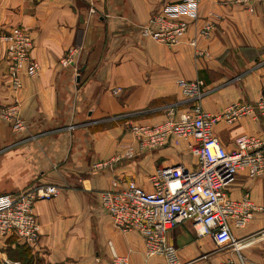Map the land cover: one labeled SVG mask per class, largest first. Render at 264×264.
<instances>
[{"label": "crops", "instance_id": "obj_1", "mask_svg": "<svg viewBox=\"0 0 264 264\" xmlns=\"http://www.w3.org/2000/svg\"><path fill=\"white\" fill-rule=\"evenodd\" d=\"M164 0H0V195L56 185L58 193L36 203L40 238L29 246L44 264H109L113 252L129 264H167L147 257L136 230L117 227L100 203V192L118 178L149 187L159 165L192 166L190 144L175 139L150 150L137 149L131 123L155 124L171 110L185 112L181 79L204 82L200 103L221 113L238 101L254 102L264 92V2L254 8L234 0H201L197 20L175 46L144 36L141 25ZM212 33L196 35L205 22ZM14 25L27 28L36 76H23L21 88L9 78L7 41ZM197 37V45L190 40ZM78 49L63 63L69 48ZM15 117L24 128H13ZM215 134L227 149L241 134L264 140V123L249 115L234 123L219 121ZM189 145V147H188ZM130 147L136 148L128 155ZM233 199L248 194L258 208L250 222L233 227L244 264L264 263V171L239 170L225 183ZM181 262L205 256L234 258L232 247L219 249L210 236H198L191 221L168 232ZM23 242L0 236V264L9 248Z\"/></svg>", "mask_w": 264, "mask_h": 264}, {"label": "built area", "instance_id": "obj_2", "mask_svg": "<svg viewBox=\"0 0 264 264\" xmlns=\"http://www.w3.org/2000/svg\"><path fill=\"white\" fill-rule=\"evenodd\" d=\"M253 9L264 0H234ZM201 0H164L141 25L144 36L164 43L177 45L189 31L188 19L197 20ZM214 22H205L196 35L207 37ZM7 41L9 78L14 88L22 87L23 76H36L40 63L32 56L34 41L30 31L14 25L2 34ZM197 37L190 40L197 45ZM78 49L69 48L63 58L67 64ZM182 94L194 99L190 110L176 112L155 124H130L137 149L150 150L166 144L172 136L191 138V152L195 163L159 165L149 175L150 186L144 187L134 180L115 179L111 188L100 192V203L114 224L123 230H136L145 241L147 257L163 256L167 264H244L239 252L240 240L235 238L233 227L246 226L254 216L255 206L248 194L233 199L226 190V180L239 170L246 169L251 176L264 171V140L257 135L241 134L236 147L227 149L215 134V125L255 115L264 123V92L254 102L238 101L229 104L221 113L206 111L201 103L203 80L178 81ZM13 128H24L23 120L15 117ZM136 148L130 147L128 155ZM56 185L0 195V236L35 245L40 238V223L36 203L58 193ZM184 221L193 223L198 236H210L219 249L232 247L239 252L240 263L234 258L219 262L206 261L205 256L181 262L176 248L168 241V232ZM2 264H12L8 259ZM94 264H98L95 262ZM109 264H129L127 256L113 252ZM264 264V263H263Z\"/></svg>", "mask_w": 264, "mask_h": 264}, {"label": "trees", "instance_id": "obj_3", "mask_svg": "<svg viewBox=\"0 0 264 264\" xmlns=\"http://www.w3.org/2000/svg\"><path fill=\"white\" fill-rule=\"evenodd\" d=\"M15 238V237H14ZM8 255L11 259L19 261L22 264L23 261L30 262V250L29 245L26 243H18L16 248H9Z\"/></svg>", "mask_w": 264, "mask_h": 264}, {"label": "rangeland", "instance_id": "obj_4", "mask_svg": "<svg viewBox=\"0 0 264 264\" xmlns=\"http://www.w3.org/2000/svg\"><path fill=\"white\" fill-rule=\"evenodd\" d=\"M134 124H137V123H134ZM174 139H175L176 141H178V140L186 141L187 143H188V141H189V142L192 141L191 138H184V137H179V136H172V137H170V138L167 140V142H166L165 145L170 144L171 141L174 140ZM188 147H189V145H188ZM190 150H191V149H190ZM190 153L192 154L191 151H190ZM29 253H31V252H29ZM22 264H44V262H43V260H42L39 256H35V255H33V254L31 253V254H30V262L27 263V261H23Z\"/></svg>", "mask_w": 264, "mask_h": 264}]
</instances>
